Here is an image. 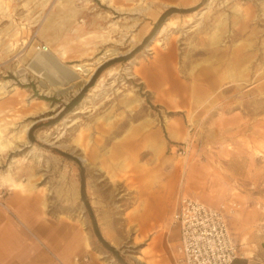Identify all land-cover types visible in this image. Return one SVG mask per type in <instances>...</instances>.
I'll return each mask as SVG.
<instances>
[{"label": "rangeland", "instance_id": "1", "mask_svg": "<svg viewBox=\"0 0 264 264\" xmlns=\"http://www.w3.org/2000/svg\"><path fill=\"white\" fill-rule=\"evenodd\" d=\"M182 2L0 0V175L37 180L58 213L62 191L63 220L102 260L144 264L135 257L148 253L156 225L170 228L189 170L188 195L226 218L234 264H264V0ZM106 50L118 54L102 65L113 63L62 113L102 65L75 91L73 67ZM146 200L155 209L142 222Z\"/></svg>", "mask_w": 264, "mask_h": 264}, {"label": "crops", "instance_id": "2", "mask_svg": "<svg viewBox=\"0 0 264 264\" xmlns=\"http://www.w3.org/2000/svg\"><path fill=\"white\" fill-rule=\"evenodd\" d=\"M190 1L183 0L180 5L184 7ZM193 1L194 5H197L199 0ZM190 177L189 170L180 172L179 191L169 221L171 229L163 228L160 223L156 225L150 245L143 248L148 249V253L140 255L144 264H184L178 262L180 230L173 224V215L177 212L182 198L190 197L217 209L209 201L188 195L193 193L187 191L188 183L192 180ZM0 185L11 187L8 195L0 199V264H110L112 262V260H102L101 253L91 249L89 238L83 236L74 220L71 222L63 220L62 191L61 208L58 213L51 210L52 206L47 203L37 180L30 179L27 183L15 180L11 184L0 179ZM167 188L166 185L159 188L161 198H167ZM165 191L166 195H164ZM75 201L78 204L79 186ZM145 204L142 212L136 215L142 222H145V218L155 209L151 201L149 203L146 200Z\"/></svg>", "mask_w": 264, "mask_h": 264}, {"label": "built area", "instance_id": "3", "mask_svg": "<svg viewBox=\"0 0 264 264\" xmlns=\"http://www.w3.org/2000/svg\"><path fill=\"white\" fill-rule=\"evenodd\" d=\"M40 53L46 46L36 45ZM6 192H0V199ZM173 224L180 230L178 262L184 264H234L238 247L224 214L202 202L184 197L173 215Z\"/></svg>", "mask_w": 264, "mask_h": 264}, {"label": "bare ground", "instance_id": "4", "mask_svg": "<svg viewBox=\"0 0 264 264\" xmlns=\"http://www.w3.org/2000/svg\"><path fill=\"white\" fill-rule=\"evenodd\" d=\"M210 1L212 2L213 0H210ZM169 25H170L169 21L164 23L162 28H160L161 29L160 33H163L169 27ZM133 40L134 39H132V41ZM117 54H118V52L116 50H106L102 55L96 57L92 63H84L82 65H75L73 67L74 71H75V73L73 72L74 78L72 80L70 79L69 81H67V82H71L70 87L72 88V90L75 91L76 89L80 88L84 83H86L91 78V76L97 70V68H99L105 61L114 58ZM63 57H65L64 52L62 53V58ZM72 71H73V69H72ZM63 85H64L63 83H59V84L54 85L53 88L57 92H61L62 90H65V87L63 88ZM1 86L4 87L5 83L2 84ZM24 132H26V130ZM0 176H1L0 179H2V181H6V182L11 183V184L14 183V181H15L13 175H11L10 173H6V174L0 175ZM135 259L138 263L139 262L143 263V259L141 258V256H136Z\"/></svg>", "mask_w": 264, "mask_h": 264}, {"label": "trees", "instance_id": "5", "mask_svg": "<svg viewBox=\"0 0 264 264\" xmlns=\"http://www.w3.org/2000/svg\"><path fill=\"white\" fill-rule=\"evenodd\" d=\"M173 12H177L176 9H170L167 12H165L157 21L155 27L153 28V30L151 31V33L144 39V41L142 42V44L136 48L130 55L120 59L122 61H127L129 60L137 51H139V49H141V47H143L149 40L150 38L153 36V34L155 33V31L162 25V23L168 18V16L173 13ZM113 62H108L104 65H102L94 74V76L92 77L91 81L89 82V84L87 86H85L83 88V90L79 93L78 96H76L74 99H72L65 107L62 113L69 111L71 109H73L75 106H77L80 101L83 99V97L85 96L86 92L88 91V88H90L95 80L98 78L99 74L101 73L102 70L106 69L107 67H109ZM33 130V128L30 130L29 135L31 136V131ZM80 191H81V198L84 201L85 207L90 210V204L89 201L87 200L86 196H85V180L83 177H81L80 179ZM95 223V222H94ZM95 235L97 236L99 242L104 245L107 250H109V252L113 253L114 255H116V251L113 247H111L100 235L99 231L96 228V224H95Z\"/></svg>", "mask_w": 264, "mask_h": 264}]
</instances>
